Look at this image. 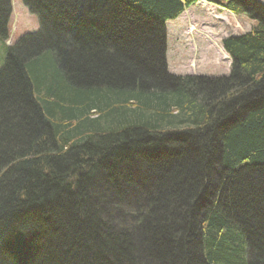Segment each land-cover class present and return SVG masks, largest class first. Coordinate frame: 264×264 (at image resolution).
<instances>
[{
	"label": "trees",
	"instance_id": "trees-1",
	"mask_svg": "<svg viewBox=\"0 0 264 264\" xmlns=\"http://www.w3.org/2000/svg\"><path fill=\"white\" fill-rule=\"evenodd\" d=\"M9 1L0 239L26 245L0 264H264L263 5L227 0L261 26L207 79L164 64L160 21L196 0H22L40 30L7 49Z\"/></svg>",
	"mask_w": 264,
	"mask_h": 264
},
{
	"label": "rangeland",
	"instance_id": "rangeland-1",
	"mask_svg": "<svg viewBox=\"0 0 264 264\" xmlns=\"http://www.w3.org/2000/svg\"><path fill=\"white\" fill-rule=\"evenodd\" d=\"M258 1L264 4V0ZM11 8L15 25L19 27L27 24L25 32L38 29L37 18L28 13L21 0H11ZM180 19L179 24L170 28L173 30L171 37L175 43L169 51V56L172 55L171 60L168 58L169 69L176 75L217 77L228 73L229 61L226 58L229 57L221 48V40L231 34L247 32L255 25L254 21L243 14L233 17L228 13H216L212 5L205 2H199L188 9ZM17 33L20 34V31ZM4 56L5 50L0 47V62ZM127 194L131 198L134 196L130 191Z\"/></svg>",
	"mask_w": 264,
	"mask_h": 264
},
{
	"label": "bare ground",
	"instance_id": "bare-ground-1",
	"mask_svg": "<svg viewBox=\"0 0 264 264\" xmlns=\"http://www.w3.org/2000/svg\"><path fill=\"white\" fill-rule=\"evenodd\" d=\"M255 1L259 2L264 7V4L262 2H260L258 0H255ZM9 2H10V12H9V16H8L9 19H8V24H7V34H8V36L3 41V44H4V46L7 49L13 48L17 44V42L19 44V42L21 40H23L26 36H29V35H32V34H36L40 30V19H39V16L35 12H32L31 13L30 11H28L27 8L24 6L22 0H21L22 5L25 7V9L28 11V13L30 15H33V16H35L37 18V20H38V29L37 30H34V31H31V32H25L26 29H27V27H26L27 24H26V26L23 25V24H21V25L19 24L20 25L19 27L17 25H15L13 23L14 14H13V10L11 8V0ZM199 2H205V3H208L209 5H212V7L214 9V12H216V13H222V12L224 14L228 13L229 15H231L233 17L234 16H238L239 14H243L248 19H250L251 21H254L255 22V25L252 26L247 32L240 33V34H235V35H232L231 34V35H228L225 38H223L221 40V42H220V45H221V48H222L223 51H225L224 50V46L222 44V41L224 39H228V38L229 39L230 38H239V37H241V36H243L245 34H248V33H251L252 31H255L257 27L259 28L261 26L260 22L257 21L256 19H254V17L250 14V12H245V10H243V9L241 10V12L238 11L236 8H233L229 4V2L227 0H196V1H193L190 4L186 5V7L184 9H182V11L180 13H178L174 18H166V19L163 18L160 21V25H161L162 29H165V32H163V35H164V64H165V71H166V73L168 75H170L172 77H182V78L183 77H195V78L202 77V78H207V79H212V78L213 79L214 78L228 79V76L231 75V71H232L233 64H234V59L231 58L226 51H225V55L229 57V58H226L229 61V69H228L229 72L228 73L219 75L217 77H207V76L204 77V76H200V75H191V74L176 75V74L170 72V69H169V67H170L169 66V59L170 60L172 59V55L169 56V51H170V49H172V46L174 47V45H172V44L175 43V40H172V37H171L172 34H173V30L170 29V28L173 27V26H175V25H177V24H179L181 22V19L180 18L183 16V14L188 9H190L192 7H195ZM242 4L245 6V4H246L245 1H242ZM9 26L11 27L12 30L10 29ZM191 29H192V27H191ZM18 30L20 31V34L17 33ZM175 56H176V54H175ZM5 58H6V54L4 56V59H1V62H0V73L3 71V69L5 67V65H4ZM170 63H171V61H170ZM32 96H33V100L35 101L36 98H37L36 97V94H34L32 92ZM95 117H96L95 116V112L93 113V111H91V113H89V115H88V119L89 120H91V119H93ZM75 128L77 130L78 128H81V127H77V125H76ZM168 129H170V128L168 127ZM185 130L186 129H184V128L182 129V131H185ZM164 131H167V129L163 128L162 129V132H164ZM39 168H41V165L38 166V169ZM89 171H90V169L88 168V170L86 172H89ZM1 175H2V173H0V176ZM65 176H66V174L63 175V177L60 176V175L57 176L58 181L61 184H64V185L66 184L65 182L68 180V178H64ZM16 194L19 196L20 200L24 196V194L22 192H18ZM133 207H135V204L133 205ZM133 210L134 209H132V211ZM132 215H134V214H132ZM122 228L123 229H126L125 227H122ZM126 230L132 231V229L131 230L126 229ZM11 235H13V233L12 232H9V233H7V235H5V237L6 238H9V237L11 238L12 237ZM6 238H2V240L0 239V260H2V261L8 260L9 259V256H13L15 254L14 252H16V251L18 252V250H16V249L19 247V244L22 245L23 247L26 245V241H23L22 243L21 242L19 243V241L16 242V241H13V240H10V239H6ZM246 255L247 256H246L245 261L247 263H250L251 258H252V261H253V257L251 255V252L249 251V247L246 248Z\"/></svg>",
	"mask_w": 264,
	"mask_h": 264
}]
</instances>
